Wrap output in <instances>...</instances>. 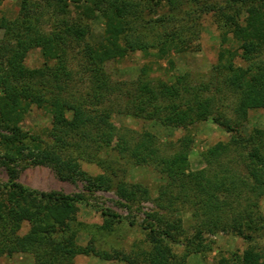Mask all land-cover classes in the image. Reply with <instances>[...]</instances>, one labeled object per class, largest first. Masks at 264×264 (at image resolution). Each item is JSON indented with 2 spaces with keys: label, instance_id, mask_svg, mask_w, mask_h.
I'll return each instance as SVG.
<instances>
[{
  "label": "trees",
  "instance_id": "1",
  "mask_svg": "<svg viewBox=\"0 0 264 264\" xmlns=\"http://www.w3.org/2000/svg\"><path fill=\"white\" fill-rule=\"evenodd\" d=\"M42 1L47 8L59 6L61 12L73 6L80 16L72 22L60 20L46 31L39 5L22 0L18 18L0 19V165L11 175L8 183H0V257L31 254L35 264H72L80 256L125 264H186L191 254L210 250L205 234L258 240L264 231V216L259 211L264 198V130L244 136L240 128L251 111L264 109V0H228L225 5L207 3L195 8L218 17L220 26L237 42L244 66L235 64L233 54L226 60L222 51L208 82L194 83L189 74L153 77V68L145 65L131 84L115 82L108 63L137 52L167 57L183 30L150 40L138 31L134 20L143 8L162 6L174 11L181 5L179 0ZM96 13L107 26L101 45L87 41L88 26L83 20L93 19ZM178 19L164 16L151 27L172 25ZM71 43L81 47L82 70L88 80L84 89H78L68 67L66 50ZM35 50L40 52L42 65L24 66ZM225 91L236 99L233 117L223 110ZM32 107L50 117L43 134H30L21 126ZM117 115L186 134L176 142L162 143L147 130L122 131L113 123ZM201 122L213 123L230 134V139L202 153L205 168L193 171L190 132ZM80 161L101 169L96 176L82 175L89 188L115 193L129 209L142 202L154 204L155 209L145 213L141 223L148 232V250L111 253L97 246L94 237L85 246L79 245L83 225L77 222V213L79 205L87 203L84 196L39 192L15 179L14 166L30 162L51 167L60 179L71 180L78 176ZM122 163L150 167L165 183L153 196L142 183L125 179ZM97 211L105 218L104 229L124 221L110 210ZM181 211L190 212L191 236ZM129 223L136 224L134 220ZM180 248L183 253L177 252ZM217 264H264V249L250 248L238 260L222 257Z\"/></svg>",
  "mask_w": 264,
  "mask_h": 264
},
{
  "label": "rangeland",
  "instance_id": "2",
  "mask_svg": "<svg viewBox=\"0 0 264 264\" xmlns=\"http://www.w3.org/2000/svg\"><path fill=\"white\" fill-rule=\"evenodd\" d=\"M39 5L38 10L44 13V30L50 31L52 27L59 24L60 20L74 21L80 15L79 11L69 6L68 11H59V6L47 8L46 2L42 0H30ZM228 0H207L196 2L191 0H179L181 2L177 9L171 11L168 7H152V9L143 8V12L138 14L135 24L138 31L145 32L148 39L157 40V36L166 37L165 33L174 29H182V35L177 40V45L170 48L168 56L162 59L152 55H146L141 52L124 54L121 58L108 63V72L113 80L118 83H133L143 66H151L154 70L153 77L168 79L171 74H189L194 83L208 82L215 75V68L219 64V54L225 51V59L233 54L234 62L238 66H244L241 59V51L232 34L223 29L218 22V17L213 13H202L198 8L204 7L207 3L225 5ZM22 0H4L0 6V19L7 18L15 20L19 17ZM194 8V10H193ZM193 11V12H192ZM187 12L189 15H187ZM174 15L178 19L175 24L164 23V26L152 29L155 21L164 16ZM186 15V16H185ZM184 17V18H183ZM87 24V41L92 45H101L106 36V20L96 13L91 20L83 18ZM146 22V29L143 28ZM178 22H182L181 25ZM169 26H172L169 28ZM226 30V31H225ZM3 37V31L0 30V39ZM158 50H154L156 53ZM81 47L71 43L66 50V59L68 67L73 72L78 89H84L87 84V75L82 70ZM173 62L171 64L170 62ZM43 60L40 52L32 51L24 62V66L29 68H38ZM222 72V71H221ZM218 72L222 76V73ZM221 79V78H220ZM224 112L233 117V107L235 96L230 93H224ZM113 123L116 127L125 130L141 133L144 130L155 134L160 142H176L183 137L186 132L160 125L159 123H144L134 120L127 116L117 115L113 117ZM24 131L30 134H43L50 126V117L42 110L32 107L21 124ZM255 129L264 130V109L251 111L248 119L243 123L240 132L244 136H249ZM190 134L193 137V148L190 154V166L193 171L205 168L202 160V153L209 147L218 142H227L230 139L223 129L217 127L211 122H201L193 127ZM126 170L125 179L131 183H142L148 187L153 196L156 195L160 185L165 183L156 171L150 167L133 166L122 163ZM16 170V181L25 187L39 192H61L67 195H83L86 204L79 205L77 213V222L83 227L77 239L79 245L85 246L92 237L95 243L101 249L107 252L124 250L126 252H136L137 250H148V232L141 227L145 213L155 209L152 202H142L132 208H128L120 203V199L113 192L89 188V184L82 178V175L96 176L101 173V169L93 164L78 162L76 170L78 176L71 180H62L54 169L43 165H33L32 163L19 164L14 166ZM10 173L5 165H0V183L6 184L10 180ZM259 211L264 216V198L260 201ZM97 208L110 210L121 215L124 221L113 223L110 229H104L105 218L97 211ZM185 221V228L189 236L193 231V225L189 222L190 212L181 211L179 213ZM134 220L135 225H130ZM25 226L23 232L26 231ZM210 250L191 254L186 264H217L222 257L229 260L240 259L244 252L250 248L257 251L264 249V231L263 235L255 241H247L242 237L232 234L219 233L217 235H204ZM178 253H183L184 249H177ZM0 264H35V259L31 254L16 253L12 256L0 257ZM72 264H125L120 261H106L95 256H80L73 260Z\"/></svg>",
  "mask_w": 264,
  "mask_h": 264
}]
</instances>
